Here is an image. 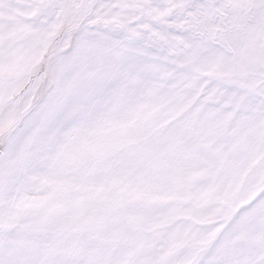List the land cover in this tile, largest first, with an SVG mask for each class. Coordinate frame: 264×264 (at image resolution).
Returning <instances> with one entry per match:
<instances>
[{"label": "snow or ice", "instance_id": "6c2138e0", "mask_svg": "<svg viewBox=\"0 0 264 264\" xmlns=\"http://www.w3.org/2000/svg\"><path fill=\"white\" fill-rule=\"evenodd\" d=\"M0 264H264V0H0Z\"/></svg>", "mask_w": 264, "mask_h": 264}]
</instances>
